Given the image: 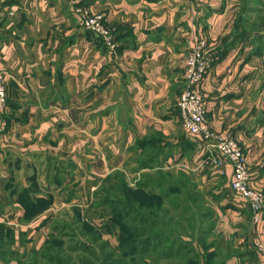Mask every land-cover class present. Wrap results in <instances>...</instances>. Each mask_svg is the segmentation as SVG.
I'll use <instances>...</instances> for the list:
<instances>
[{
    "label": "crops",
    "instance_id": "obj_1",
    "mask_svg": "<svg viewBox=\"0 0 264 264\" xmlns=\"http://www.w3.org/2000/svg\"><path fill=\"white\" fill-rule=\"evenodd\" d=\"M85 4L105 14L115 49L86 29L65 0H11L0 20V72L8 91L0 224L13 231L11 239L0 238V264L39 251L66 209L106 196L114 185L105 182L119 175H183L195 182L204 206L193 213L191 198L171 202L167 213L173 208L183 218L171 214L168 224L208 218L210 226L197 239L190 232L174 239L189 242L200 264H264L256 250L264 242V204L255 220L231 188V164L209 161V144L185 130L178 107L186 55L203 40L208 122L238 140L252 184L264 193V55L236 25L239 0ZM163 186L167 193L188 189L183 183L157 189Z\"/></svg>",
    "mask_w": 264,
    "mask_h": 264
},
{
    "label": "rangeland",
    "instance_id": "obj_2",
    "mask_svg": "<svg viewBox=\"0 0 264 264\" xmlns=\"http://www.w3.org/2000/svg\"><path fill=\"white\" fill-rule=\"evenodd\" d=\"M240 12L242 17L241 24L245 25H241V27L249 31V37L252 39L253 44L257 48L260 47L264 55V0H239V13ZM122 182H125L133 189L140 188L139 186L141 185L143 189L148 190V192L160 194L163 200V206L159 212L155 214L153 213L154 210L150 212V214L153 215L151 219L157 220L159 223L156 227H150L147 233L142 234L144 237L148 235L155 236V234L160 233L164 235L163 238L165 240L167 237H173V235L178 236L190 232V235L195 236V239H197L202 232L201 230L210 226V223L208 224L207 221L208 218H204L200 220V222H192L191 224H168V216L171 214L174 216V221L176 218H183L179 216L176 211L173 212V208H170L172 212L167 213L168 209H166V206L169 207L171 202L178 203V200H181V198H191L193 202H196L194 205L196 210L194 209L193 213H196V211L199 212L198 208L204 206L202 203L198 205L200 200L196 192H193L196 190V183L191 180L190 182L186 181L183 175H178L175 178H169L168 176L151 177L147 175L141 178L122 176L116 178L115 182H111L110 180L105 182L104 186L114 185V188L112 187L110 190L107 188L106 196H101L100 194L96 195L95 199L90 202V207H84L82 204L83 207L80 205L81 208L73 207L72 209H66L63 216L58 218L57 222L54 223L53 227L57 225L56 231L52 229L53 235H50L52 238L50 241L53 242V240H56L59 242V247H63L64 250L62 253L61 250H59L60 248L52 252L50 250L46 251L45 249L48 248L46 244L37 252L31 250L28 253H23L21 258L15 257L14 261L16 264H58L57 260L61 261V264H101L105 255L110 252L114 254V258H118L122 251L120 248L121 229L118 224L119 214L113 208L112 203L120 200L124 202L125 194L123 192L124 185ZM181 183L186 184L188 187V189L186 188L182 193H167L168 189L165 186L157 189L158 185L179 186ZM116 186L120 187V189H117ZM151 186L153 188H151ZM191 187L194 190L189 189ZM185 211V214H187V210ZM174 213L176 215H174ZM133 217L137 218L135 215L129 216L132 220ZM138 217L140 218V216ZM86 225L91 226V228L93 227V229H88ZM103 244H105V247H103ZM188 244L189 242L187 241L184 242L179 240L178 244L173 249H169V245H164L160 249L158 247H150L149 250H155V252H145L144 256L148 258L150 264H175L178 261L185 262V257L187 256L184 255H186L189 250L195 251L191 246L187 249ZM190 244L193 246L192 243ZM56 245L55 243L52 244V246ZM171 254H179V256L176 258L174 255L170 256ZM138 256L139 255L135 253L132 255L131 260L128 258L124 259V263L135 264L132 259L136 258V264H144L142 259H140L141 257ZM191 256L192 258L195 257L193 252L190 254V257ZM169 258H175L176 260L167 261Z\"/></svg>",
    "mask_w": 264,
    "mask_h": 264
},
{
    "label": "built area",
    "instance_id": "obj_3",
    "mask_svg": "<svg viewBox=\"0 0 264 264\" xmlns=\"http://www.w3.org/2000/svg\"><path fill=\"white\" fill-rule=\"evenodd\" d=\"M11 0H0V20L4 17ZM72 11L78 15L89 31L101 37L109 49L116 48L113 31L107 24L104 13L94 11L85 4L86 0H65ZM205 42L197 45L186 55L184 88L178 99V107L183 127L191 135L200 137L209 144L210 160L220 166L226 161L233 169L232 190L241 196L250 206L254 219L258 220L264 204V193L253 186L251 169L243 147L233 136H223L215 131L207 119L206 101L201 90L207 74L209 61L204 53ZM8 104V91L3 74L0 72V132L3 130L2 114ZM0 215V222H1ZM256 250L264 261V242L256 244Z\"/></svg>",
    "mask_w": 264,
    "mask_h": 264
},
{
    "label": "trees",
    "instance_id": "obj_4",
    "mask_svg": "<svg viewBox=\"0 0 264 264\" xmlns=\"http://www.w3.org/2000/svg\"><path fill=\"white\" fill-rule=\"evenodd\" d=\"M240 15V16H239ZM236 21L237 27H241L244 24H241V12L239 13ZM245 26V25H244ZM246 28H242V35L246 32ZM256 54L262 55L263 50L260 47H256ZM118 177H122V175H119ZM117 177V178H118ZM123 183V192L125 194V199L124 202L123 200H120L118 202H114L113 208L118 212L119 214V220L118 224L121 229L120 233V240H121V245L120 248L122 251L120 252V256L118 258H114L113 253H107L104 257V259L101 261V264H125L124 259H130L132 258V255L137 253L139 255L138 257H141L142 261L144 264H150L149 260L145 255L146 250H149L150 247H152V243H154V248L158 247L159 245L163 244L164 241V235H161L160 233L155 234V236L148 235L147 237H144L142 234H145L148 232L150 227H156L159 221L157 220H152L151 217L153 216L150 214L152 210H154V214L159 212L163 206V200L160 197V194H156L154 192H148V190L143 189V187L140 185V188L133 189L129 185H127L125 182ZM117 189H120V187H117ZM150 209V210H148ZM135 215L140 216V219L137 220V218L133 217V220L129 218V216ZM125 220V221H124ZM156 222V223H155ZM150 223V225H149ZM57 226V225H56ZM56 226H54L53 230L56 231ZM88 229H93L91 226L86 225ZM4 234V237L7 236L8 239L12 238L13 231L0 224V238H4L2 236ZM53 235V234H52ZM141 235V236H140ZM51 236L49 239L47 238L43 247L46 245L48 248L45 250L48 251L50 250L51 252L54 251L55 249H59V242L56 240L50 241ZM179 242V239L172 238L168 239L167 245H169V249H173ZM57 244L56 246H52V244ZM166 243V242H164ZM3 247V246H1ZM103 247H105V244H103ZM102 247V249H103ZM189 248V244L187 246V249ZM105 249V248H104ZM59 250H61V253L64 251L63 247H61ZM194 253V258L192 256L190 257V254ZM6 253V252H5ZM17 258H21L22 255L20 256L18 253L15 254ZM179 256V254H171L170 256ZM187 256L185 257L186 261L185 262H177L175 264H200V257L198 252L194 250H189V252L186 253ZM6 259V258H5ZM54 261V260H52ZM132 261L136 264L137 260L136 258L132 259ZM56 262V261H55ZM58 264H61V261L57 260ZM208 259H207V264H208ZM157 263V262H156ZM29 264V263H28Z\"/></svg>",
    "mask_w": 264,
    "mask_h": 264
}]
</instances>
